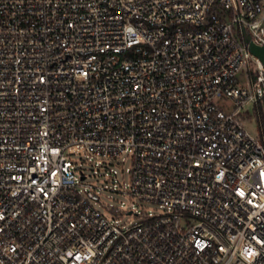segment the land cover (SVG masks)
Here are the masks:
<instances>
[{
    "label": "built area",
    "instance_id": "obj_1",
    "mask_svg": "<svg viewBox=\"0 0 264 264\" xmlns=\"http://www.w3.org/2000/svg\"><path fill=\"white\" fill-rule=\"evenodd\" d=\"M247 37L264 0H0V264H264ZM73 146L160 212L106 218Z\"/></svg>",
    "mask_w": 264,
    "mask_h": 264
},
{
    "label": "rangeland",
    "instance_id": "obj_2",
    "mask_svg": "<svg viewBox=\"0 0 264 264\" xmlns=\"http://www.w3.org/2000/svg\"><path fill=\"white\" fill-rule=\"evenodd\" d=\"M254 109L255 106H247L245 108L242 114V126L252 138L263 142ZM66 155L74 166L78 167L86 174L88 183L104 187L107 186V188L110 189L113 188V184L117 186L113 192H102L99 195L100 202L94 205V207L106 218L118 220L121 225L128 226L139 222L142 214L160 212L157 207L151 204L119 193L120 189L129 183V177L126 172L130 167V160L128 158L125 157L119 160L103 162L98 167H95V162H89L85 157V153L80 148L73 146L66 151ZM111 169L116 170L115 176L109 174V170ZM105 173H108L109 177H106ZM113 181L116 182L112 183ZM107 206L114 207L116 214L111 215L107 210ZM128 212H133V214H138L140 216L134 217L133 215H128Z\"/></svg>",
    "mask_w": 264,
    "mask_h": 264
},
{
    "label": "trees",
    "instance_id": "obj_3",
    "mask_svg": "<svg viewBox=\"0 0 264 264\" xmlns=\"http://www.w3.org/2000/svg\"><path fill=\"white\" fill-rule=\"evenodd\" d=\"M255 116L259 124L262 140L264 143V100L255 105Z\"/></svg>",
    "mask_w": 264,
    "mask_h": 264
},
{
    "label": "water",
    "instance_id": "obj_4",
    "mask_svg": "<svg viewBox=\"0 0 264 264\" xmlns=\"http://www.w3.org/2000/svg\"><path fill=\"white\" fill-rule=\"evenodd\" d=\"M246 43H248L249 52L256 57L262 66L264 67V47H256L250 41L249 38H246Z\"/></svg>",
    "mask_w": 264,
    "mask_h": 264
}]
</instances>
